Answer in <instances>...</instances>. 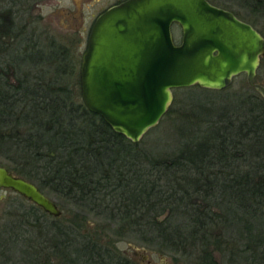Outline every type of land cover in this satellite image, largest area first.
Listing matches in <instances>:
<instances>
[{"label": "trees", "instance_id": "16d2710c", "mask_svg": "<svg viewBox=\"0 0 264 264\" xmlns=\"http://www.w3.org/2000/svg\"><path fill=\"white\" fill-rule=\"evenodd\" d=\"M29 1L0 7V166L75 211L47 225L36 205L18 208L4 247L19 245L26 264H140L117 247L134 238L194 264H264V99L173 101L151 139L134 144L72 88L68 49L41 47L19 27ZM208 1L253 27L252 17L264 18V0Z\"/></svg>", "mask_w": 264, "mask_h": 264}, {"label": "water", "instance_id": "95a60500", "mask_svg": "<svg viewBox=\"0 0 264 264\" xmlns=\"http://www.w3.org/2000/svg\"><path fill=\"white\" fill-rule=\"evenodd\" d=\"M174 25L181 27L180 43ZM262 59L261 33L208 0H125L92 26L81 64V95L114 132L139 144L169 111L177 89L225 91L245 74L264 97V87L255 83ZM0 188L54 218L62 216L34 183L3 166Z\"/></svg>", "mask_w": 264, "mask_h": 264}, {"label": "rangeland", "instance_id": "374dc122", "mask_svg": "<svg viewBox=\"0 0 264 264\" xmlns=\"http://www.w3.org/2000/svg\"><path fill=\"white\" fill-rule=\"evenodd\" d=\"M12 0H0V7L9 3ZM125 0H32L26 2L25 9L26 14L24 18H20L19 27L28 26L29 36L31 33L36 34L35 38L40 41V46L46 48L50 43L54 42L56 46L65 47L69 51V71H71L72 88L77 93L80 91V71L82 58L87 48L88 38L96 19L109 8L117 5ZM223 1V0H221ZM247 15V14H244ZM250 19L249 16H247ZM256 27H254L264 37V18L254 16L250 19ZM31 32V33H30ZM173 32L177 43L181 42L182 31L179 25L173 26ZM72 60H71V59ZM256 82L264 86V65L260 67L257 72ZM174 93V103L178 102L177 108H181L185 103L189 102V99L202 102L209 98L213 99L218 105L236 107L240 103V98L247 97L250 94H256L255 89L249 85L246 75L242 74L233 80L232 85L226 90L228 96H220L217 93L206 92L204 89H194L192 91H178ZM181 90V89H180ZM258 94V93H257ZM81 100V99H80ZM173 104V103H172ZM174 105V104H173ZM167 123L163 130L156 132L153 135V140L164 138L166 131L170 128ZM162 126V122L158 126ZM157 126V127H158ZM152 134H148L143 139L145 141L150 140ZM50 198L55 201L59 208L62 210L63 218L62 223H69L72 211H75L72 206H63V201L59 198L50 195ZM26 210L35 209V205L19 194L12 190L0 188V264H12L7 257L3 255L7 252L9 256L19 257L18 260H22V264L25 263L26 254L21 257L23 250L14 245L11 247V252L7 250L3 239L8 237V232L14 226V223L18 225L21 222L16 218L18 217V208ZM20 210V209H19ZM22 211H20L21 213ZM80 213V212H79ZM82 213V212H81ZM22 214V213H21ZM39 214H42L39 212ZM54 217H46L43 223L47 225L54 222ZM71 219V218H70ZM91 220V219H90ZM92 221V220H91ZM90 221V222H91ZM29 227H25V229ZM24 230V229H23ZM35 232L33 235L38 238V242H42L41 235ZM237 238V235L234 236ZM28 237L23 238V241H27ZM34 244H36L34 242ZM27 245V244H26ZM232 245H236L235 243ZM239 247V245H237ZM118 249L123 252L129 259H133L140 264H194L192 259L181 257L179 255H162L156 251H153L143 244L139 243L134 238H127L117 245ZM13 248V249H12ZM5 249L7 251H5ZM47 252V257L54 258ZM53 254V253H52ZM51 260V259H50ZM56 261V262H55ZM221 261L225 263V259L221 256ZM57 263V260H54ZM53 262V263H54Z\"/></svg>", "mask_w": 264, "mask_h": 264}, {"label": "flooded vegetation", "instance_id": "af4514ba", "mask_svg": "<svg viewBox=\"0 0 264 264\" xmlns=\"http://www.w3.org/2000/svg\"><path fill=\"white\" fill-rule=\"evenodd\" d=\"M121 3V2H120ZM119 4V3H118ZM263 65H264V59H262L261 60V64H260V67H263ZM259 67V68H260ZM259 70V69H258ZM258 72V71H257ZM256 77H257V75H256ZM247 78V77H246ZM255 83H257L256 82V80H255ZM258 84V83H257ZM259 85H261V84H259ZM251 86V85H250ZM261 86H263V85H261ZM253 87V86H252ZM264 87V86H263ZM254 88V87H253ZM255 89V88H254ZM255 91H256V89H255ZM257 92V91H256ZM263 99H264V97L259 93V92H257Z\"/></svg>", "mask_w": 264, "mask_h": 264}]
</instances>
